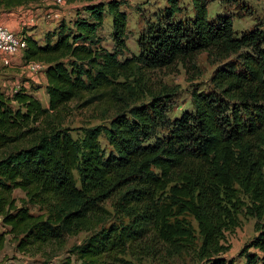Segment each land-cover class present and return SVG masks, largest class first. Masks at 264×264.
<instances>
[{
	"label": "trees",
	"instance_id": "1",
	"mask_svg": "<svg viewBox=\"0 0 264 264\" xmlns=\"http://www.w3.org/2000/svg\"><path fill=\"white\" fill-rule=\"evenodd\" d=\"M122 1L84 0L42 41L26 35L22 57L44 63L48 105L24 85L0 89V249L7 233L29 250L86 231L62 264L167 262L183 253L193 264H235L224 255L226 232L252 217L255 234L238 255L264 264V28L237 33L230 14L208 18V0H190V13L165 0L132 53ZM107 13L110 49L98 32ZM201 51L217 63L209 85H195L191 109L171 118L177 90L154 82L153 71L173 63L193 70ZM84 94L82 105L106 112L75 137L62 108Z\"/></svg>",
	"mask_w": 264,
	"mask_h": 264
},
{
	"label": "rangeland",
	"instance_id": "2",
	"mask_svg": "<svg viewBox=\"0 0 264 264\" xmlns=\"http://www.w3.org/2000/svg\"><path fill=\"white\" fill-rule=\"evenodd\" d=\"M84 0H75L72 2L57 3L55 0H36L30 1L14 7L0 6V21L7 22L12 29L17 32L27 31L42 41L44 34L48 30L55 29L61 20L71 23L76 17V6H80ZM165 0H123L122 8L127 13V45L132 53L138 52L137 37L139 32L145 26L146 20L154 19L155 14L160 12ZM180 4L186 7V12H191V1L180 0ZM221 12L230 14L233 21V28L237 33L250 28L256 23H260L264 28V0H208L207 15L209 19L215 18ZM83 11L80 10V14ZM185 12H182L183 15ZM84 14V13H83ZM185 15V14H184ZM111 17L107 13L104 16L102 28L98 31L102 36V43L108 49L113 47ZM23 54L11 56L13 63L5 64L0 58V89L6 93H12L24 85L31 89L40 99L44 106L48 105V96L44 90L43 69H31L25 66ZM197 68L186 70L183 66L173 63L170 66L163 67L153 71V81L161 80L170 86H174L177 93L171 100V108L168 110V116L173 118L179 115L183 110L191 109L190 91L197 85L200 88H206L209 85V77L216 66L207 57L205 51L197 54ZM16 66V67H12ZM194 71L198 76L192 78ZM87 97L84 94L81 98H75L62 108L64 125L72 128V135L80 134L79 126L93 125L100 123L104 119L97 115L105 114L102 107L97 108L95 104L82 105V101ZM102 144L108 148L103 137L100 138ZM13 194L17 197L23 196L20 189H15ZM105 206L112 210L110 201H105ZM31 211L36 212L37 207L31 206ZM194 225L196 222L192 219ZM7 229L0 220V231ZM86 231H80L76 234L65 235V243L62 246L48 244L42 247H32L29 250H19L16 246L17 241L10 233L5 235L3 247L0 249V264H62L68 256L67 248L78 243L86 235ZM255 234L254 218L242 217L241 224L232 231L226 232V243L230 248L225 252V256L232 258L235 264H242L238 252L241 247ZM73 262L74 256L71 255ZM143 264H193L194 259L189 253H183L177 257L169 259L167 262L160 258L145 257Z\"/></svg>",
	"mask_w": 264,
	"mask_h": 264
},
{
	"label": "built area",
	"instance_id": "3",
	"mask_svg": "<svg viewBox=\"0 0 264 264\" xmlns=\"http://www.w3.org/2000/svg\"><path fill=\"white\" fill-rule=\"evenodd\" d=\"M57 3H65V0H55ZM26 33L17 32L9 24L0 21V58L5 64L13 63L11 56L23 53L26 47ZM25 66L31 69L40 68L44 63L36 60L25 61Z\"/></svg>",
	"mask_w": 264,
	"mask_h": 264
},
{
	"label": "crops",
	"instance_id": "4",
	"mask_svg": "<svg viewBox=\"0 0 264 264\" xmlns=\"http://www.w3.org/2000/svg\"><path fill=\"white\" fill-rule=\"evenodd\" d=\"M7 23V22H6ZM8 24V23H7ZM10 26V25H9ZM28 34H30L28 31H27ZM14 64V63H13ZM12 67H16V66H12ZM43 84L46 83V79H45V75H44V69H43Z\"/></svg>",
	"mask_w": 264,
	"mask_h": 264
}]
</instances>
